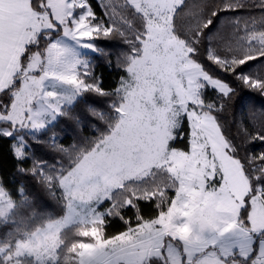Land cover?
Returning a JSON list of instances; mask_svg holds the SVG:
<instances>
[{
  "label": "snow or ice",
  "instance_id": "6c2138e0",
  "mask_svg": "<svg viewBox=\"0 0 264 264\" xmlns=\"http://www.w3.org/2000/svg\"><path fill=\"white\" fill-rule=\"evenodd\" d=\"M98 7L0 0V140L63 209L22 218L39 194L0 180V264H264V107L240 94L264 96V60L243 67L264 58V0ZM85 50L123 74L106 86ZM61 122L97 135L66 146Z\"/></svg>",
  "mask_w": 264,
  "mask_h": 264
},
{
  "label": "trees",
  "instance_id": "16d2710c",
  "mask_svg": "<svg viewBox=\"0 0 264 264\" xmlns=\"http://www.w3.org/2000/svg\"><path fill=\"white\" fill-rule=\"evenodd\" d=\"M250 3L258 2V0H249ZM93 6L96 7L97 12L100 11L98 7V0H92ZM252 15L259 16V10L253 9ZM225 15V14H221ZM219 22L218 20L216 21ZM101 47H105L108 49H123L125 48V45L121 42L120 39H104L102 41H99ZM94 56V54H93ZM115 58L113 57V67L108 68L105 66V62L103 59H101L99 56H94V62H95V71L97 74L103 73L104 82L105 85L113 84L114 80L117 79L120 75L123 73L120 70H117L115 68ZM261 60H264V58H260L256 61H250L246 66L244 67V71H248L253 67V65L261 63ZM211 67L210 65H208ZM215 71V69H213ZM239 87V86H238ZM240 94L244 96L251 104L255 105L257 108L264 107V96H260L258 93L255 92H249L247 89L240 88ZM240 113V106L237 105L236 110L234 111V116H239ZM221 119L225 121H231V117L228 115L221 116ZM61 127L65 128V132L62 133V140L61 142L64 143L66 146L68 144H71L73 142V138L79 136H95L97 133L93 131L91 128L85 127L82 132L79 130H73V127H67L63 122H61ZM230 130L235 133V126L232 124H229ZM11 141L8 140H0V180H3L6 188L10 189L13 194H15L17 187L21 182L27 185L28 191L30 193H38L39 194V200L34 203V205L29 208L22 210L20 215L22 218H30L32 213L37 214H47L51 215L52 217H59L63 215V209L62 206L53 198L47 195L45 193L41 186L38 184L36 180H34L31 176H25L16 171V162L13 159L12 155L9 152V143ZM239 143V141H238ZM30 148L29 151H35L36 155L38 157H41L43 160H46L49 164L55 163L60 159L58 154L54 151H51L49 149H43L39 148L37 146L31 145V141H29ZM251 151H260V146L254 145L251 149ZM243 150L241 151V155H243ZM32 161L28 160L24 167H31ZM18 199V197H15ZM109 205V202H104L102 205ZM124 214L126 217H132L133 219L134 214L133 210L131 209H125ZM145 214H149V209L147 206H145ZM111 220L110 227L106 228V232L108 234H115L118 231L123 230L121 221L119 219H112ZM13 226H0V239L4 237V235L11 230Z\"/></svg>",
  "mask_w": 264,
  "mask_h": 264
},
{
  "label": "rangeland",
  "instance_id": "374dc122",
  "mask_svg": "<svg viewBox=\"0 0 264 264\" xmlns=\"http://www.w3.org/2000/svg\"><path fill=\"white\" fill-rule=\"evenodd\" d=\"M85 52H86V54H88V55H90V56H93V54L88 53L87 50H85ZM109 206H110V204H109V205H105V206H103V208H108ZM103 208H102V209H103ZM83 239H85V240L87 241L88 238H83Z\"/></svg>",
  "mask_w": 264,
  "mask_h": 264
}]
</instances>
